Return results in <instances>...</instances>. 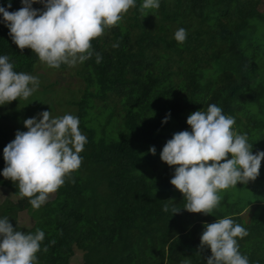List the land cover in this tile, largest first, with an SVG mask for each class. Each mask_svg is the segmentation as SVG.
Wrapping results in <instances>:
<instances>
[{
  "label": "trees",
  "instance_id": "trees-1",
  "mask_svg": "<svg viewBox=\"0 0 264 264\" xmlns=\"http://www.w3.org/2000/svg\"><path fill=\"white\" fill-rule=\"evenodd\" d=\"M10 2L11 8L9 0L0 6L10 12L23 6ZM140 4L91 41L94 54L78 73L85 89L72 104L87 139L80 167L39 208L13 181L0 180V191L16 197L0 201V217L22 232H44L47 251L37 253L36 264H73L76 254L83 264H206L204 225L230 217L248 232L238 239L240 253L249 264H264V160L250 191L242 193L240 183L237 194L223 190L218 207L205 215L183 209V194L170 184L174 167L160 159L174 133L191 131L187 117L209 104L234 118L253 154L264 151V40L253 30L254 22L264 26V13H255L260 0H160L158 9L144 11ZM178 28L186 30L182 43L173 38ZM0 55L27 74L41 62L12 42L4 23ZM1 112L7 122L10 115ZM6 127L0 126V171ZM173 208L180 211L173 215Z\"/></svg>",
  "mask_w": 264,
  "mask_h": 264
},
{
  "label": "clouds",
  "instance_id": "clouds-1",
  "mask_svg": "<svg viewBox=\"0 0 264 264\" xmlns=\"http://www.w3.org/2000/svg\"><path fill=\"white\" fill-rule=\"evenodd\" d=\"M22 7L10 12L0 6V23L9 29L12 42L21 50L28 48L50 68L69 67L93 56L91 41L116 26L136 6V0H21ZM43 4L38 11L33 4ZM160 0H141L140 10L158 9ZM173 38L182 43L186 30L178 28ZM118 44H113L117 47ZM96 62L101 60L95 53ZM39 87L37 77L13 70L6 55H0V106L29 98ZM25 119V132L17 131L3 149L5 167L0 176L13 181L22 197L33 208L43 205L65 179L78 170L87 143L79 130L78 117L65 113L51 116L43 111ZM170 113L162 123H166ZM191 131L174 133L163 146L160 159L174 167L170 184L184 197L183 209L211 215L221 200L219 193L238 183L247 184L259 175L264 151L253 154L247 134L238 133L232 116L223 114L216 104L187 117ZM149 152L156 153L155 147ZM231 154V158L228 156ZM164 211H168L165 207ZM180 211V210H179ZM172 209L173 215L178 213ZM247 230L230 217L204 225L201 247L211 256L206 264H249L239 251L238 239ZM44 232L26 233L13 228L9 218L0 217V264H36ZM186 264V262H182Z\"/></svg>",
  "mask_w": 264,
  "mask_h": 264
},
{
  "label": "rangeland",
  "instance_id": "rangeland-1",
  "mask_svg": "<svg viewBox=\"0 0 264 264\" xmlns=\"http://www.w3.org/2000/svg\"><path fill=\"white\" fill-rule=\"evenodd\" d=\"M32 7L38 11L44 10L43 4H33ZM255 13L257 15L264 13V0H260V6ZM254 24L256 25V29L253 28L255 38L258 37L260 40H264V26H259V23L256 22H254ZM84 62L77 63L72 67L64 65V69L61 70H54L46 64L40 62L34 72L29 73L30 75L38 78V89L27 99L12 101L8 104L0 106V111H2L1 113H7L11 117L7 122H1L0 120V126H7L5 128V132L8 134V139L6 140L7 142H5L6 144L14 140L17 131H27L23 124L25 119L32 117L39 119L38 114L43 111H49L51 116L54 117L63 116L65 113L72 114L77 117L78 107L72 103L79 101L85 89L84 81L78 74L83 73ZM87 72L92 73L90 67L87 68ZM97 105L100 106L102 103L97 102ZM103 122L104 121H98V123ZM94 123H96L95 126L98 125L97 122L89 124ZM1 139L5 140L6 138L2 137ZM0 180L6 181L8 179L0 176ZM12 183L16 185L14 182ZM231 188H235L236 191L237 187ZM241 188L243 189L242 193H246L250 191V184H243ZM238 192L239 189L236 191V194ZM5 199L16 200V197L12 195L8 189L1 188L0 201ZM21 224L27 225L26 222H22ZM73 264H83V259L79 254H76Z\"/></svg>",
  "mask_w": 264,
  "mask_h": 264
}]
</instances>
